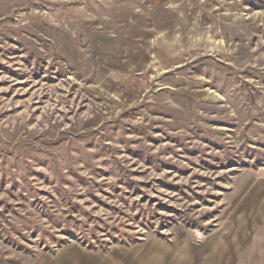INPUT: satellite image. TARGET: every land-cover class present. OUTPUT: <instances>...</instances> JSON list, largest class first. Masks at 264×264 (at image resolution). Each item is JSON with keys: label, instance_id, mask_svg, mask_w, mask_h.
Instances as JSON below:
<instances>
[{"label": "rangeland", "instance_id": "374dc122", "mask_svg": "<svg viewBox=\"0 0 264 264\" xmlns=\"http://www.w3.org/2000/svg\"><path fill=\"white\" fill-rule=\"evenodd\" d=\"M0 264H264V0H0Z\"/></svg>", "mask_w": 264, "mask_h": 264}]
</instances>
